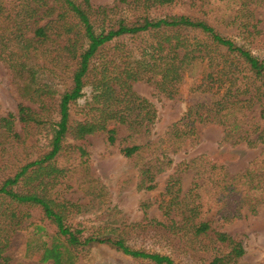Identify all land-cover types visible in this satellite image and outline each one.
Segmentation results:
<instances>
[{
  "label": "trees",
  "instance_id": "1",
  "mask_svg": "<svg viewBox=\"0 0 264 264\" xmlns=\"http://www.w3.org/2000/svg\"><path fill=\"white\" fill-rule=\"evenodd\" d=\"M175 1L94 5L90 0H0V60L22 100L15 113L0 115V146L29 144L27 155L35 150L34 158L16 162L13 172L0 173V264H20L9 251L13 237L30 225L41 229L43 220L54 228L49 242L41 241L37 248L24 243L25 253L34 254L39 263L74 264L80 251L105 244L144 264H176L168 253L131 248L116 234L84 236L78 225L66 221L73 204L47 191L61 172L56 158L65 135L81 140L102 132L112 144L113 124H120L129 135L145 136L156 109L131 83L150 81L159 93L172 97L186 76H197L199 82L191 89L209 93L210 100L187 105L157 140L125 145L119 152L130 157L151 148L137 181V188L151 189L154 175L172 162L166 154L191 143L197 125L220 126L219 141L230 146L262 145L243 170L233 173L203 153L180 161L164 194L174 190L157 204L164 219L148 221L165 244L180 249L188 264H236L243 255L241 240L211 228L205 215L214 207L219 219L230 221L244 207L254 213L264 200V54L256 55L244 45L249 37L264 38L249 8L263 0H236L228 14L221 13L243 44L222 35L204 16L152 14ZM199 7L209 16L217 14L210 0H202ZM134 38H139L134 45H123ZM55 71L66 73L68 83L62 90L53 80ZM74 105L81 119L71 117ZM186 171L191 179L178 196L179 173ZM31 208L39 209L40 216H33Z\"/></svg>",
  "mask_w": 264,
  "mask_h": 264
},
{
  "label": "rangeland",
  "instance_id": "2",
  "mask_svg": "<svg viewBox=\"0 0 264 264\" xmlns=\"http://www.w3.org/2000/svg\"><path fill=\"white\" fill-rule=\"evenodd\" d=\"M111 1L113 0H90L94 5ZM235 1L210 0V4L216 7L217 11L213 13H217L214 17L206 13L205 7H199V2L202 0H177L170 5L156 8L152 14H184L198 18L204 16L222 35L230 37L238 44H243L238 34L225 23L226 19L221 18V13L228 14L231 7H234ZM249 8L253 20L257 21L256 27L264 34V0L260 3H250ZM125 13L128 16L131 14L128 11ZM138 40L139 38L126 39L123 45H134ZM245 41V47L252 53L259 56L264 54V38L249 37ZM46 63L48 67L53 68L52 62ZM55 76L53 80L56 87L59 90L64 89L68 83L66 73L56 72ZM198 82L197 76H186L178 86L177 93L172 97L159 93L150 81L131 83L132 90L145 97L156 109L157 117L145 136L135 133L129 135V131L120 124H113L115 141L112 144L107 143L102 132L85 135L81 140L65 135L60 157L56 158V164L60 166L61 172L59 177L54 179L56 184L47 192L58 201L73 204L69 207L67 223L72 226L78 225L84 236L116 234L131 248L168 253L176 264H188L181 255L180 249L175 250L170 243L165 244L160 232L148 222L151 219L157 221L164 219L157 204L161 199L165 202L174 190L172 189L170 194H164L165 184L175 172L174 168L180 161L203 153L212 160L218 159L230 173L241 171L250 160L255 158L262 145L252 148L243 144L230 146L219 141L220 126L212 123L197 125L196 137L191 143L186 141L176 152L166 154L172 162L167 168L165 166L161 172L154 175L152 182L154 185L151 189L137 188L138 169L141 162L149 158L151 148L130 157L123 156L119 149L125 145L141 144L146 140L149 142L157 140L166 127L181 116L187 105L210 100L212 96L209 93H200L191 89ZM21 101L11 84L9 69L0 60V115L7 112L15 113L16 105ZM71 108V117L75 120L81 119L78 105ZM111 125L112 123H109V126ZM14 128H19L17 122L14 123ZM28 146L29 144L22 146L20 143L1 145L0 173L13 172L16 162L22 163L34 158V149L31 154H26ZM78 148L84 149V153L81 154ZM190 179V171L179 173L178 196L187 189ZM214 211L212 207L205 215V219L210 220L211 228L241 240L244 253L236 264H264V200L257 205L254 213H249L244 207L239 217L226 222L219 219ZM30 212L35 217L40 216L37 208H31ZM39 224L41 229H33L34 225H30L24 232L17 233L13 237L9 250L13 261L20 264H50L39 263L34 254L24 251L26 241L36 248L41 241L49 242L54 230L53 226L46 220ZM74 264H144V261L125 256L108 245L94 244L80 251Z\"/></svg>",
  "mask_w": 264,
  "mask_h": 264
}]
</instances>
